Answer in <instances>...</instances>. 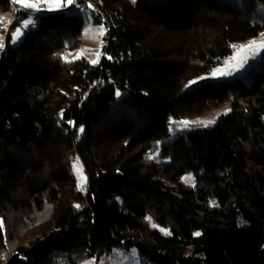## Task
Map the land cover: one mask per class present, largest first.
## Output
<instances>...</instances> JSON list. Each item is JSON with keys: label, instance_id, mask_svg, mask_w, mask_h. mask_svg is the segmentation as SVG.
Here are the masks:
<instances>
[{"label": "trees", "instance_id": "obj_1", "mask_svg": "<svg viewBox=\"0 0 264 264\" xmlns=\"http://www.w3.org/2000/svg\"><path fill=\"white\" fill-rule=\"evenodd\" d=\"M87 22L106 29L98 63L62 60ZM261 35L264 0L18 4L0 49V264L119 248L144 264H264V69L202 79ZM224 105L207 126L169 131Z\"/></svg>", "mask_w": 264, "mask_h": 264}, {"label": "rangeland", "instance_id": "obj_2", "mask_svg": "<svg viewBox=\"0 0 264 264\" xmlns=\"http://www.w3.org/2000/svg\"><path fill=\"white\" fill-rule=\"evenodd\" d=\"M87 7L90 9L94 8L91 2L87 3ZM80 12L82 14H86L85 9H80ZM4 19V16L0 12V35H2V37H0V41L2 43L5 40V36L9 28L12 26L11 25L8 28H5ZM38 20L39 16L35 14L30 16L19 27H17L11 33V44L16 45L22 38L24 31L27 28L34 26L38 22ZM17 29H19L21 32L19 38H15V32ZM101 29H103L104 35L106 29L103 25H96L92 22H87L82 29L81 39L77 47L65 48L61 53L62 60L67 62L83 57L88 60V62L93 64L92 61L97 59V54H99V60L102 56L101 39L103 35L99 34V31ZM261 42H264V35L258 36L256 38L250 39L246 42L236 45L233 54L228 58L224 65L219 67L216 71L212 72L211 74L204 76V78L202 79L218 80L229 79L234 76H239L244 80V82H248L250 77L255 72L264 69V46H262ZM228 109L229 107L227 105H224L223 107L211 109L199 117H192L180 121H174L169 127V131L173 133L175 131L181 130L184 127L210 124L209 122L212 123L217 118V116H219L221 113L228 111ZM262 120L264 121V115L262 116ZM77 160H79V158H77V156L72 153L70 157L71 170L79 188L80 180L73 167L74 163ZM79 163L81 165L80 160ZM83 174L85 176L84 171ZM158 229L162 232H165L162 228ZM144 262L145 261L140 259L134 250L119 248L112 251L111 253H108L99 261H96L95 259L85 260L82 261L81 264H144Z\"/></svg>", "mask_w": 264, "mask_h": 264}, {"label": "snow or ice", "instance_id": "obj_3", "mask_svg": "<svg viewBox=\"0 0 264 264\" xmlns=\"http://www.w3.org/2000/svg\"><path fill=\"white\" fill-rule=\"evenodd\" d=\"M16 2L21 3V4H23L26 7H30L31 6V5L28 4V0H16ZM67 2L69 4H71L73 2V0H67ZM99 34L103 35V29H101L99 31ZM20 35H21V32H20L19 29H17L16 32H15V38H19ZM261 44H262V46H264V42H261ZM2 48H3V43L0 42V49H2ZM98 58H99V54H97V59L93 60L92 63L93 64L98 63ZM116 95L119 96L120 93L117 92ZM184 123H187V122H184ZM209 123H211V122H209ZM205 126H207V125H205ZM81 131H83L82 128H81ZM73 167H74V170L76 171V174H77V176L79 177V180H80L79 187L83 188V186L86 184V177L83 174V168L80 165L79 160H77L74 163ZM77 207H79V205H77ZM0 227H2V224H0Z\"/></svg>", "mask_w": 264, "mask_h": 264}, {"label": "built area", "instance_id": "obj_4", "mask_svg": "<svg viewBox=\"0 0 264 264\" xmlns=\"http://www.w3.org/2000/svg\"><path fill=\"white\" fill-rule=\"evenodd\" d=\"M61 0H28V4L31 5L30 7L34 8L37 12H43L47 9L49 5H52L54 3H58ZM23 5L21 3L16 2V0H11V6L9 8V11L5 14H2L4 16V21L7 19V15L10 17V21L14 20L15 16V9L17 5ZM24 6V5H23ZM12 25V24H11ZM1 42V41H0Z\"/></svg>", "mask_w": 264, "mask_h": 264}, {"label": "bare ground", "instance_id": "obj_5", "mask_svg": "<svg viewBox=\"0 0 264 264\" xmlns=\"http://www.w3.org/2000/svg\"><path fill=\"white\" fill-rule=\"evenodd\" d=\"M4 24H5L4 25L5 28H8L9 26H11L12 21H10L9 15H7V19L5 20V23ZM0 37H2V35H0Z\"/></svg>", "mask_w": 264, "mask_h": 264}]
</instances>
